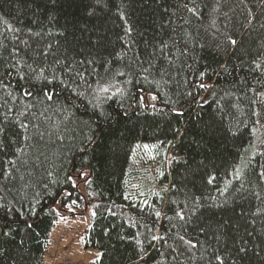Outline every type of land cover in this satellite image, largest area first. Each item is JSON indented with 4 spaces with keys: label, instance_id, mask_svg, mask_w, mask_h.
I'll return each mask as SVG.
<instances>
[{
    "label": "trees",
    "instance_id": "1",
    "mask_svg": "<svg viewBox=\"0 0 264 264\" xmlns=\"http://www.w3.org/2000/svg\"><path fill=\"white\" fill-rule=\"evenodd\" d=\"M0 128V264H264V0H0Z\"/></svg>",
    "mask_w": 264,
    "mask_h": 264
},
{
    "label": "rangeland",
    "instance_id": "2",
    "mask_svg": "<svg viewBox=\"0 0 264 264\" xmlns=\"http://www.w3.org/2000/svg\"><path fill=\"white\" fill-rule=\"evenodd\" d=\"M260 140V131L258 127H255L254 137L248 149L249 154L257 148V144ZM155 159L153 149L146 145L138 148L133 158L134 168L139 171H145L143 180H140L141 186L144 189H154L151 175L155 168ZM78 187L80 191H83L82 183H80ZM90 223L91 209L89 207H86L73 216L63 215L54 227L49 241L50 239L57 237L58 232L61 240L66 236H69L72 238L74 244L68 251V254L79 264H93V262L99 257L100 251L95 248H85L82 244L84 232L86 228L90 226ZM61 240L59 241L58 238L59 245Z\"/></svg>",
    "mask_w": 264,
    "mask_h": 264
},
{
    "label": "crops",
    "instance_id": "3",
    "mask_svg": "<svg viewBox=\"0 0 264 264\" xmlns=\"http://www.w3.org/2000/svg\"><path fill=\"white\" fill-rule=\"evenodd\" d=\"M61 240V237L59 235V232L57 234V237H54L52 239H50L49 241V249H48V254H46L45 260H44V264L48 263L51 261L50 258V253L55 252L57 254V257H59L60 255H62V253H68V251L70 250V248L73 246L74 242L72 240V238H70L69 236H66L64 239L61 240V243L58 247V249H55L53 247V243ZM58 260L56 259L54 264H57Z\"/></svg>",
    "mask_w": 264,
    "mask_h": 264
},
{
    "label": "built area",
    "instance_id": "4",
    "mask_svg": "<svg viewBox=\"0 0 264 264\" xmlns=\"http://www.w3.org/2000/svg\"><path fill=\"white\" fill-rule=\"evenodd\" d=\"M73 230V229H72ZM65 232V231H64ZM53 247L55 249H58L59 247V241H56L53 243ZM51 261L46 264H54V261L57 259V264H79L77 261H75L72 256H70L67 253H62L59 257H57V254L55 252L50 253Z\"/></svg>",
    "mask_w": 264,
    "mask_h": 264
},
{
    "label": "snow or ice",
    "instance_id": "5",
    "mask_svg": "<svg viewBox=\"0 0 264 264\" xmlns=\"http://www.w3.org/2000/svg\"><path fill=\"white\" fill-rule=\"evenodd\" d=\"M189 11H191V9H189ZM232 43L235 44L236 41L233 40ZM76 75L79 76L81 79H83V74H82V73L77 72ZM104 91H107V89H104ZM25 94H26V95H31V92H30V91H26ZM45 96H46L48 99H51V94H50V93L45 92ZM21 127H23V128L26 129V128L28 127V125H26V124H21ZM3 131H4V129H3V128H0V132H3ZM155 215H156L157 217H159V216H161V212L157 211V212L155 213ZM176 215L179 216L180 219H182V220L184 219V217H183L179 212L176 213ZM152 239L155 240V239H157V237L153 236ZM181 239H183V237H181ZM193 247H194V245H193ZM240 251H241V252H244L245 249L241 248ZM217 259H220V258L217 257Z\"/></svg>",
    "mask_w": 264,
    "mask_h": 264
}]
</instances>
